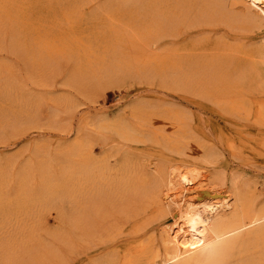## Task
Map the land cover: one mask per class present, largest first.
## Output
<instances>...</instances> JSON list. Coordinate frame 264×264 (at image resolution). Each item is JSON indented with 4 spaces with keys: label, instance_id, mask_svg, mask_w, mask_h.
Listing matches in <instances>:
<instances>
[{
    "label": "rangeland",
    "instance_id": "obj_1",
    "mask_svg": "<svg viewBox=\"0 0 264 264\" xmlns=\"http://www.w3.org/2000/svg\"><path fill=\"white\" fill-rule=\"evenodd\" d=\"M166 1L0 0V171H3L2 174L5 172L4 176L0 173L3 179L1 184L11 189L16 175L24 167L34 168L45 155L60 151L74 142L88 144L91 147L89 160L106 163V167L112 170L118 169L112 178L119 179L105 181L99 187L93 185L85 191L84 194H91L93 190L97 193V188L102 186L116 200L98 220L93 232L84 236L78 234L69 221L73 214L78 213L75 205L81 200L80 193H72L71 203L63 197L51 200L46 205L49 210L43 211L38 219V205L21 210L22 204L14 198H0V264H4V257L10 255L18 257V261H14H17L16 264H41L39 261L32 262L31 256L33 253L38 258L46 249L54 257L44 264H95L111 253L119 262L128 247L144 241L149 250L154 251L160 245V230L165 227L167 219L139 211L135 203L130 202L129 206L123 208L122 203L127 201L130 194L123 192L126 191L123 185L133 183L129 190L132 192L141 185L151 184L158 175L164 177L174 167H195L215 174L220 172L221 175L214 178L212 184L220 192L219 197L230 191L231 176L246 179L255 190L256 201L260 203L264 200V115L259 117V113L234 110L231 113L216 96L202 95L201 86L179 85L172 73L176 51L185 57L190 52L191 55H198L203 47L210 51V48L217 46L218 52H222L220 48L224 46L221 59L227 58L223 63L227 81L230 82L226 81L225 85L235 94L240 91L242 96L237 95L238 98L245 99V105L254 109L256 101L251 103L250 98H264V94L256 85L253 74L257 71L254 72L253 67L248 65L247 55L251 49L249 45L253 46L260 35H264V26L258 27L260 30L255 26L245 28L238 21L218 16L216 12L198 18L193 9L187 12V17H176L173 4L186 0ZM155 4L162 5L158 8ZM167 6H170V12ZM173 17L178 19L174 20ZM179 18L185 19V26V21ZM168 19H173L179 25ZM150 20L151 26L147 23ZM180 20L182 23L184 21V27ZM167 22L174 23V26L170 24L167 30ZM234 23L238 26L232 25ZM170 32H174V36ZM205 37L214 43H209ZM192 38L195 40L192 41ZM202 41L208 43L205 45ZM233 45L237 46L236 49L244 47L245 51L240 50L239 54L237 50L236 53ZM187 50H190L189 53ZM167 53L171 64L167 62L168 69L163 70L159 68L162 65L158 60ZM225 54L228 56L224 57ZM232 56L242 61L236 57L234 61ZM232 63L234 65L230 66ZM239 72L241 75L243 73L242 77H239ZM247 81L251 85H245ZM231 83L234 84L231 86ZM240 87H243L242 92ZM158 120L162 121L161 128ZM111 124L116 129L112 130L114 126ZM117 129L120 130L118 133ZM40 151H45V154ZM151 169L157 172L152 173ZM118 197L121 199L117 200ZM209 199L207 196L204 200ZM149 215L150 222L145 223ZM59 233L63 235L62 238ZM29 241H33L34 246L29 247ZM162 260L158 264H164Z\"/></svg>",
    "mask_w": 264,
    "mask_h": 264
},
{
    "label": "bare ground",
    "instance_id": "obj_2",
    "mask_svg": "<svg viewBox=\"0 0 264 264\" xmlns=\"http://www.w3.org/2000/svg\"><path fill=\"white\" fill-rule=\"evenodd\" d=\"M157 2H158V0H157ZM160 2H161V0L158 3H160ZM162 2H163V0H162ZM165 2H167V1L165 0ZM169 2L172 3V1H170V0H169ZM139 3H140V0H139ZM147 3H149V1ZM152 3L150 4L151 6H153V4H154V3L153 4ZM150 5H148V7ZM160 5H162V4H160ZM160 5H158V8L160 7ZM173 5H174L175 10L177 12V13L176 12L174 13L176 15V17L182 16V15L187 17V15H186L187 12L189 13V11L191 9H193V11L194 10L196 11L195 16L197 14L198 18L200 16L207 17V15H210L209 13H212V12L215 13L216 12V13H218L217 14L218 16L219 15L223 16L224 18L229 19L231 21H238L240 24L245 25V28H246V26H255L257 28L264 26V0H186L185 2L183 1V3L176 2ZM142 6L144 8V5H142ZM169 7L167 6V10H169ZM154 8H155V6H154ZM145 9H146V7H145ZM145 9H143V11ZM160 9H162V8H160ZM151 10H152V8H151ZM156 11H157V9H156ZM161 11L162 10H160V12ZM169 12H170V10H169ZM171 12H172V9H171ZM163 14H165V13H163ZM174 14H172V16H175ZM217 15L215 17H217ZM166 16H168V14ZM211 16H212V14H211ZM186 17H185V19H186ZM168 18H170V17H168ZM148 19H151V17L150 18L148 17ZM166 19H167V17H166ZM177 19L174 18V20H177ZM179 19H183V18H179ZM185 19H183V20L185 21ZM187 19H186V21H187ZM208 19H210V18L208 17ZM170 20H173V19H170ZM199 20L201 21V19H199ZM159 21H160V19H159ZM181 21L182 20H180V22ZM184 21H183V23H184ZM186 21H185L184 26L188 22V21L187 22ZM197 21L198 20L196 17V22ZM211 21H213V20H211ZM214 21H216V20H214ZM147 23H148V25H150L149 23H151V20H150V22H147ZM168 23L169 22H167V24ZM174 23L177 24L178 22L176 23V21H174ZM174 23H169L167 26V30ZM183 23L181 22L182 26H183ZM202 23H203V21H202ZM239 23H237V24H239ZM157 24H159V23L157 22ZM177 25H179V24H177ZM226 25H227V23H226ZM232 25H235V23ZM235 26H238V25H235ZM148 28H150V27L148 26ZM163 28L165 29L166 27L163 26ZM145 29H146V31H148L147 27H145ZM174 29H176V27ZM167 30H166V32H167ZM148 32H150V30ZM176 32L177 31H175V33ZM16 33H18V32H16ZM144 33H147V32H144ZM173 33H171V35ZM165 34L166 33H163V35H165ZM173 36H174V34H173ZM17 37H19V36H17ZM74 38H75V36H74ZM199 38H201V37H199ZM205 38L207 39V37H205ZM240 39H243V38H240ZM19 40H20V38H19ZM191 40L194 41L195 39L193 40V38H192ZM208 41H209V43H211L213 40L211 41V39H210ZM223 42H225V41H223ZM195 43H196V41H195ZM203 43H205V42H203ZM207 43H205V45ZM212 43H214V41ZM240 43H242V42H240ZM196 44H194V45H196ZM230 44L231 43H229V45ZM61 45H62V43H61ZM226 45H227V43H225V46ZM245 45L246 44H244V46ZM249 46H251V49L249 48ZM249 46L246 45V48L248 50L250 49V51L248 52L249 54L247 55V57H248L247 63H250L248 65H250L251 68L253 67V69L255 70V71L253 70L254 72L257 71L255 74H253V75H255L254 76L255 81L257 82L256 85L259 86L262 94H264V35H260L259 40L253 46L252 45H249ZM182 47H184V46H182ZM223 47L220 48V49H222L221 50L222 52H223V49L225 48V47L224 48ZM235 47H237V46L233 45V48L231 46L232 49H236ZM241 47H243V46H241ZM172 48L176 49L175 47H172ZM218 48H219V45H218ZM169 49H171V48H169ZM201 49H202L201 52L199 51V53H197L198 55H193V54L191 55V52H190V54H188V55L185 54L186 55L185 57H184V55H182L183 53L179 54V53H177V51L175 52L177 54V58L176 57L174 58L172 56L174 58L172 60V73H173V76H174L176 82L179 85H183V86H184V84L191 85V87H192V85H193V87L194 86H201L202 95L204 94V95L216 96L217 98H219V102L221 104H224L225 106H227V108L230 111L231 110H234L236 112H242L243 111V113H249V114L259 113L260 115L257 114L259 117H261V115H264V105H262V104H264V102H261L262 100H264V98L260 97V99L259 98L256 99V97L252 96L250 98L251 103L256 101V105L254 106V109H253L252 106L249 107V106H246L247 104L245 105V103H244L245 99L243 101L242 98L241 99L238 98V96H242V95H240L241 94L240 91H238L239 93L237 92V94H235L236 92L234 93L229 87H227L225 85V83L227 81V74L224 71L225 68H224L223 61L224 60L227 61V58L221 59V55L223 57V53L218 52L217 46L215 47L216 50L213 47L210 48V51L204 47ZM220 49H219V51H220ZM162 50H163V48H162ZM226 50H228L227 47H226ZM237 50H239V52H240V50H242V52L245 51L244 47H243V49L237 48L235 50L236 53H238ZM189 51H188V53H189ZM185 52H186V50H185ZM232 52H234V51H232ZM29 53H31V52H29ZM164 53H166V52H164ZM192 53H194V51ZM239 54H241V52ZM168 55H169V53L164 54L158 60L161 63L160 66L162 65V67H159L160 69L161 68H163V70L168 69V66H169L167 64V62L169 60ZM233 55H235V54H233ZM154 56L155 55H153V57ZM170 56H169V58H170ZM174 56H176V55H174ZM227 56L228 55L225 54L224 57H227ZM229 56H231V53L229 54ZM234 57H236V58H238V60H240V58H239L240 55H239V57L232 56V60L236 61V59H233ZM146 59H148V58H146ZM153 59L155 61L156 58L154 57ZM232 60H231V62H232ZM241 61H242V59L240 60V62ZM240 62H239V64H241ZM168 63L171 64V62H168ZM245 63L246 62H244V64ZM233 65H234L233 63H232V65L230 64V66H233ZM248 65H246L247 67L245 66L246 67L245 69H247V70H248ZM230 66H229V68H230ZM240 66H241V68L243 67L242 64ZM240 66H238V67L240 68ZM238 67L236 66V68H238ZM229 71L230 70H228V72ZM242 71L244 73V68ZM249 71H250V68H249ZM234 73H235V71H234ZM236 73H238V71H236ZM243 73H242V75H243ZM167 74L168 73H166V76H167ZM239 74H240V76L239 75L238 76L242 77L240 72H239ZM249 75H250V72H249L248 76ZM228 76H230V75H228ZM239 77H237V78L239 79ZM228 79L231 80V78H228ZM252 79L254 80V78H252ZM252 79H250V80L253 81ZM244 80L242 82H244ZM228 83H230V82H228ZM240 83H239V85H240ZM233 84L231 83V86ZM246 84H249L248 81L245 83V85ZM249 85H251V84H249ZM236 88H238V87H236ZM247 89H249V88H247ZM249 90H251V89H249ZM242 91H243V89L241 90V92ZM245 91H244V93H246ZM246 94H248V93H246ZM245 98H246V96H245ZM221 107H223V106H221ZM231 113H233V112L231 111ZM166 117H168V116H166ZM166 119H168V118H166ZM164 121H165V119H164ZM159 122H160L159 127L161 128V124H162L161 122L162 121H159ZM166 122H167V120H166ZM118 123H119V121H118ZM116 124H117V122H116ZM156 124L157 123H155L154 126ZM170 124H172V123H170ZM107 125H109V124H107ZM98 126H101V125H98ZM98 126H97V128H98ZM112 126H114V125H112ZM101 127H103V126H101ZM114 127H112L111 129L112 130L116 129V126H114ZM123 127L125 129L124 125H123ZM157 127H158V125H157ZM108 128H110V126ZM117 128H119V127H117ZM99 129L101 130L100 127H99ZM120 129H122V128H120ZM157 129H159V128H157ZM117 130H115V131H117ZM119 131L120 130H118L117 133ZM136 131H137V129H136ZM136 131H134V132H136ZM121 132H123V131H121ZM128 133L129 132L123 133V134H128ZM154 133H157V132H155V130H154ZM133 137H135V136H133ZM124 138H125V136H124ZM126 138H127V136H126ZM87 139L90 140V138H87ZM93 144H92V146H93ZM65 145H67V144H65ZM90 148L91 147L88 144H85L83 142H74V143L68 144L67 146L63 147V149L60 148L61 149L60 151L56 150L53 153L49 152L50 154L45 155L44 158L41 159V161H39V163H37V164L34 163L35 164L34 168L27 169L24 167L23 170L20 168L19 170H22V172H20L18 175H16V179L14 180V183L12 182L13 184L11 185V189L10 188L6 189V186H3L1 184L3 179L0 178V198H3V199H7V198H11V197L14 198L16 200V202H20L22 204L23 209L21 208V210H24V208L28 209L32 206L34 207L35 205H38L39 208L37 207V209H36L37 215H36V211H35V215L37 216V219H38V217L40 216L41 213H43V211L47 212L49 210L48 209L49 207H46V205L49 204V202L51 200H54L55 198L63 197V198H67L71 203V200L73 198L72 193H76V194L80 193L81 200L79 201L78 204L75 205V207H76L75 209L78 213L73 214L72 217L69 218V221L78 230L77 231L78 234L80 233L83 236L91 234L93 232L96 224L98 223V220L103 218L106 210H108L111 207V203L116 199L111 198L112 196H110V192H107L108 190L103 189L102 186L99 189L97 188V190H98L97 193H95L96 191L94 192V190H93L91 194L89 192H87V194H84L85 191H87L89 189V187H92L93 185H96L99 187L105 181H110L112 179L119 181V179L117 177L112 178V177H114L113 175L116 176L118 169L112 170V169H109L106 167V163H102V162L97 161V160L91 162L89 160ZM207 154H208V152H207ZM125 163H126V161H125ZM28 164H31V163H28ZM0 165H1V163H0ZM152 165H153V163H152ZM154 165H155V163H154ZM26 166L28 167V165H26ZM123 166H124V164H123ZM153 168H154V166L152 167V169ZM152 169H151V171H152ZM156 170H158L157 167H156ZM156 170L152 171V173L157 172ZM122 171H123V169H122ZM125 171H126V169H125ZM2 172L0 171L1 174H2ZM3 174L5 175V172ZM2 175H1V177H2ZM150 175H152V174H150ZM220 175H221L220 172H218L217 174L206 173L205 171L198 170L195 167H192V168H187V167L186 168H177V167L175 168L174 167V168H171L166 173L165 176L163 175L164 177L161 176L162 177L161 178L158 175L154 178V181L152 180L153 182H151V184L147 183L148 185H141L139 188L134 189L132 192L129 190L132 188V186L134 184L129 183L130 184L129 185L126 182L123 185L124 186L123 188L126 191H123V192L124 193L129 192L130 194L128 195L129 198L126 199L127 201L122 203L123 208L129 206V204L131 202V204L135 203L140 208L139 211H146V212L151 213V215L158 216V217L159 216H162V217L165 216L166 217L167 223L165 224V227L160 230V233H161L160 234V240H159L160 245L154 251H150L148 246H147L148 244L147 243L144 244L145 241L141 240L144 242L143 243L139 242L135 245L133 244L131 247H128L129 249H127L126 253L122 256L121 259H119V262L116 261L115 256H112L113 253H111V254L108 253L110 255L106 258H103V260L97 256V258H99V260H102V261H97L96 263L94 261V263L95 264H158V262L163 259L162 262L164 264H264V200H262L260 203H258L257 202L258 200L256 201L257 198H256L255 190H254L253 186L250 185L251 183L249 181H247L246 179L243 180L240 177H237L235 175L230 177V184H231L230 191L219 197L220 192L218 190L214 189L212 187V184H213L214 178H217ZM117 176H119V175H117ZM143 176H145V175H143ZM8 178H9V176H8ZM137 178H138V175H137ZM1 179H2V181H1ZM134 180H135V178H134ZM10 182L11 181H9V183ZM130 182H131V180H130ZM113 184H114V182H113ZM115 185H117V184H115ZM128 186H129V188H127ZM122 196H124V195H122ZM207 196H209L210 199L204 200L205 197H207ZM257 196H258V194H257ZM119 197L117 200L121 199ZM3 199H1V200H3ZM11 200H13V199H11ZM14 205L15 204H13V206ZM17 207H18V205H17ZM169 208H170V212H169ZM12 209H13V207H12ZM44 209H46V210H44ZM17 211H18V209H17ZM13 213H15V212L13 211ZM19 214H21V213H19ZM106 214H108V213H106ZM139 216H140V213H139ZM149 217H150V215L148 216L147 221H146V217H145V220H144V221H146L145 223H147L151 219V217H150V219H149ZM130 218H131V216H130ZM131 220H132V218H131ZM38 223H39V221H38ZM38 223H37V225H39ZM143 225H145V224L143 223ZM41 226H43V225L41 224ZM135 231H137V230H135ZM73 232H74V229H73ZM30 234H31V232H30ZM59 235L62 238L63 235H61L60 233H59ZM151 235L153 238L155 237V236H153L154 235L153 233ZM147 237H146V239L149 238V237L148 238ZM8 239H7V241H9ZM146 242H148V241H146ZM8 244H9V242H8ZM27 244L29 247L34 246L33 241H29ZM152 245H154V244H152ZM99 246H101V245H99ZM44 252H46V253H44ZM44 252H43V254H39L38 258L36 255H33V253H32V256H31L32 260L31 261L32 262L39 261V262H41V264H44L47 262L46 260H48L49 258L53 259L54 255L52 252H50L47 249ZM104 254H106V252ZM103 255H101V256H103ZM11 256L12 255H10V257L7 256L6 258L4 257V261L2 259L4 264H16V262L18 261V259H17L18 257L16 255H14V257H11ZM15 259H17V261L14 263ZM19 259H21V258H19ZM56 259H58V258L56 257ZM23 261L24 260H22V263H23ZM31 261H29V262H31ZM19 262H21V261H19ZM91 264H93V263L91 262Z\"/></svg>",
    "mask_w": 264,
    "mask_h": 264
}]
</instances>
